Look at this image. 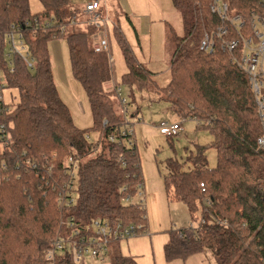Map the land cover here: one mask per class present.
I'll return each instance as SVG.
<instances>
[{"label":"trees","instance_id":"1","mask_svg":"<svg viewBox=\"0 0 264 264\" xmlns=\"http://www.w3.org/2000/svg\"><path fill=\"white\" fill-rule=\"evenodd\" d=\"M31 1L0 0V73L6 87L20 94L19 101L0 114V135L9 138L6 144L0 140V264H47L46 255L63 233L61 223L67 216L84 228L95 219H106L147 231L146 209L123 203L137 196L143 177L133 135H123L128 116L113 99L117 87L113 92L106 89L114 80L112 64L92 47L96 30L89 34L77 29V11L70 0H36L42 7L37 14L31 12ZM171 1L184 17L192 14L193 23L185 38L175 39L170 81L164 88L115 28L128 68L123 83L137 87L148 101L168 102L177 115L207 128L217 153L214 169L205 168L204 148L184 163H167V196L187 207L193 226L170 231L166 260L186 261L210 251L218 264H264V151L257 146L262 126L248 76L220 48L210 54L200 50L204 33L221 24L210 12L213 0ZM226 1L244 18L253 12L264 15L255 0ZM24 22H30L23 35L33 69L21 57H5L10 27ZM57 39L66 40L73 78L87 95L90 129L74 124L59 95L50 52ZM92 131L100 135L97 143L88 140ZM71 157L80 165L77 203L61 212L58 197ZM197 213L201 217L196 227ZM110 261L137 264L116 250ZM58 264H74L70 253L61 254Z\"/></svg>","mask_w":264,"mask_h":264},{"label":"rangeland","instance_id":"2","mask_svg":"<svg viewBox=\"0 0 264 264\" xmlns=\"http://www.w3.org/2000/svg\"><path fill=\"white\" fill-rule=\"evenodd\" d=\"M95 0H70L72 10L79 11L82 5ZM102 4L103 17H110L108 23L97 36L96 47L99 49L106 43V51L101 55L109 58L114 71V80L106 84V89L113 92L115 87L121 88L122 95L127 99V127L132 132V142L137 147L140 166L147 195L156 202L155 209L162 225V231L188 230L192 221L191 215L184 204L168 202L164 177L169 174V160L186 162L204 148L207 164L205 168L214 169L217 166L216 150L210 146L213 136L207 128H198L193 119H183L177 115L166 101H148L142 98L137 87L130 88L123 83L128 73L127 65L115 36V28L119 27L123 36L132 48L143 67L155 74V79L161 88L170 81L169 66L175 53V39H183L187 28L193 23L192 14L185 17L181 10L175 8L171 0H98ZM42 11L36 0L31 1V12ZM78 30L91 34L94 26H87L84 18L78 17ZM187 21V24H186ZM173 30V34L171 33ZM95 31V30H94ZM94 36L91 39L93 43ZM94 49V43L92 45ZM52 67L59 95L68 106L74 124L80 129L93 127V117L85 91L80 90L79 96L74 95L68 87L67 80L72 79L69 58V47L65 39H57L50 44ZM5 84L4 73L0 74V86ZM134 95V96H133ZM158 98L157 95H155ZM2 98L5 105L16 104L20 94L17 89L2 87ZM118 110L122 114V104L118 94L113 96ZM153 99V98H152ZM155 101V102H154ZM121 104V105H120ZM163 121L178 122L182 131L177 138H169L161 134L160 124ZM91 141L97 142L100 135L89 133ZM206 147V148H205ZM93 157V156H91ZM1 166V164H0ZM191 167V165H187ZM1 168V167H0ZM148 198V199H149ZM77 201V200H76ZM76 203V202H75ZM197 227L200 213H197ZM212 254L210 251H208ZM217 262V261H216ZM215 262V263H216ZM218 264V263H217Z\"/></svg>","mask_w":264,"mask_h":264},{"label":"built area","instance_id":"3","mask_svg":"<svg viewBox=\"0 0 264 264\" xmlns=\"http://www.w3.org/2000/svg\"><path fill=\"white\" fill-rule=\"evenodd\" d=\"M255 1L264 10V0ZM101 8V2L96 0L88 4L84 12L88 17V25L94 26L98 32H101L110 20L108 15L103 17L100 12ZM210 12L220 20L221 24L204 33L200 50L210 54L220 48L223 52L228 53L232 61L237 63L248 76L262 126V135L258 138L257 146L259 150L264 151V15L253 12L249 18H244L242 15L236 14L232 10L230 2L226 0H213ZM73 24H79L78 15L74 16ZM29 25L30 22H24L23 24H13L10 27L6 35L5 57L7 60L21 57L28 68L33 69L34 61L27 50L23 35ZM106 47L107 44L104 43L101 48L106 51ZM4 85L6 86V83ZM4 85L0 86V114L4 113L7 108L2 98ZM116 93L121 99L124 114L128 116L129 112L126 106L128 102L122 95L121 88H117ZM159 128L161 134L169 138H177L182 131V126L178 122L163 121ZM1 132L5 133L4 129H1ZM131 133V130L126 126L123 135ZM0 140L5 144L9 143V138L5 135H0ZM88 140L91 141L90 136H88ZM110 140L114 141V138L112 137ZM52 158L56 159V154H53ZM79 166V161L74 157L68 159L67 169L64 172L66 182L58 197V206L61 212H66L69 207L77 203ZM3 167L5 168V165ZM33 167L35 170L38 169L37 165ZM51 171L52 169H50ZM200 187L205 191L204 184H201ZM123 203L126 205L135 204L139 208L145 209L143 186L139 185L135 198L128 196L123 199ZM77 223L75 218L69 216L62 220L64 231L54 240L52 248L48 251L47 264H58V257L66 252L70 253L74 264H84L86 258L101 264L106 260L112 244L147 233L140 225L125 226L122 223H112L106 219H95L87 228L81 227Z\"/></svg>","mask_w":264,"mask_h":264},{"label":"crops","instance_id":"4","mask_svg":"<svg viewBox=\"0 0 264 264\" xmlns=\"http://www.w3.org/2000/svg\"><path fill=\"white\" fill-rule=\"evenodd\" d=\"M96 1V0H95ZM86 3L82 5V9L77 11L76 15L80 18L85 19L87 26H83L88 29V17L85 15V7L90 4ZM96 30V29H94ZM99 32L96 30L94 36V47L96 50L103 51L96 47L97 36ZM69 89L74 95L79 96L81 87L79 83L72 77V79L67 80ZM177 123V122H175ZM168 197V196H167ZM147 188L143 181V201L145 204V209L147 213V233L145 235H140L138 237L126 240L123 242H117L110 246L106 260L101 264H112L110 257L112 256L114 250H116L120 255L135 260L137 264H217L216 259L208 251L199 253L191 256L186 261L177 260L173 262H167L165 257V247L170 242V231H162V225L157 217V210L155 209L156 202H153L152 199H148ZM170 204L181 203L179 201H170ZM193 226V223H190V227ZM216 262V263H215ZM84 264H98L93 262L90 258H86Z\"/></svg>","mask_w":264,"mask_h":264}]
</instances>
